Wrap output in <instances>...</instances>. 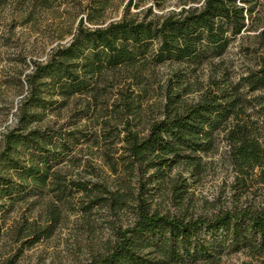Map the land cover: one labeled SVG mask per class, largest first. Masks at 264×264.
<instances>
[{
	"label": "trees",
	"instance_id": "16d2710c",
	"mask_svg": "<svg viewBox=\"0 0 264 264\" xmlns=\"http://www.w3.org/2000/svg\"><path fill=\"white\" fill-rule=\"evenodd\" d=\"M6 1L0 0V4ZM39 1L42 5L48 2ZM238 2L241 4L237 0H204L200 7L158 19L123 17L96 27L79 23L67 44L54 48L46 61L34 62L26 74L17 123L3 134L0 146V218L16 201L33 198L37 204L44 197L48 217L42 223L25 220L13 234L16 241L30 245L48 237L63 210L73 209L78 203L82 211L88 212L103 202L116 213L130 201L129 207L136 215L134 222L123 229L113 227V244L88 264H183L209 258L223 241L238 249L255 239L264 248V205L255 212L228 210L211 218H187L152 209L146 198L152 187L148 185L164 179L175 165L200 173L201 154L214 148L219 132H224L238 175L245 177L262 166L264 95L249 98L248 94L264 93V30L256 36L262 56L255 70L241 75L236 82L225 77L210 79V86L190 104L181 100L191 91L182 80L185 72L181 66L174 75L176 85L166 93L162 118L153 121L145 135L132 130L131 120L124 121L121 161L127 176L138 178L136 195L129 186L122 192L111 191L97 182L73 179L63 173L60 164L73 160L69 155L74 146L88 138L86 133L30 126L42 120L45 110L62 106L72 95H101L99 85L108 73L128 69L129 75L137 78L148 65L170 62L188 67L220 57L232 39L248 29V21L264 24V10L254 17L255 6L249 4L250 0ZM88 106L80 111L81 118L90 117ZM131 108L126 102L125 109ZM110 165L115 170V165ZM180 188L181 183L173 186L174 190ZM202 230L210 240L201 234ZM3 233L0 224V237Z\"/></svg>",
	"mask_w": 264,
	"mask_h": 264
},
{
	"label": "rangeland",
	"instance_id": "374dc122",
	"mask_svg": "<svg viewBox=\"0 0 264 264\" xmlns=\"http://www.w3.org/2000/svg\"><path fill=\"white\" fill-rule=\"evenodd\" d=\"M203 1L48 0L42 5L39 0H7L0 4V146L3 134L17 123L18 108L25 95L26 74L34 62L46 61L54 48L67 44L79 23L96 27L123 17L158 19L200 7ZM237 3L241 4L238 0ZM249 4L255 6L254 17L264 10V0H250ZM248 22V29L236 35L220 57L188 67L170 62L148 65L139 71L137 78L131 77L128 69L108 73L99 85L101 95H72L62 106L45 110L42 120L30 126L86 133L88 138L74 146L69 155L73 160L66 159L60 164L63 173L73 179L97 182L111 191L122 192L129 186L136 195L138 178H129L121 161L124 142L120 138L124 135L121 131L124 121L131 120L132 130L138 131L140 136L145 135L150 124L162 118L167 104L166 93L173 90L174 83L176 85L174 75L181 66L184 68L181 71L185 72L182 80L191 89L181 100L190 104L210 86V79L225 77L229 82H236L241 75L258 68L262 47L256 36L264 30V24L254 20ZM258 94L264 95L256 91L248 97ZM131 95H134L133 101H130ZM126 102L131 109H125ZM87 106L91 110L90 117L81 118L80 111ZM215 136L214 148L201 154L200 173L194 174L187 166L178 164L164 179L148 185L152 187L146 198L151 201L152 209L187 218H211L228 210L255 212L263 207L264 163L241 177L232 164L224 132ZM175 183L183 184V188L174 190ZM80 195L75 197L74 203ZM104 196L108 195L104 193ZM45 199L35 204L33 198H25L8 206L0 218L4 231L0 237V264L10 261V264H88L94 257L105 254L113 244V227L123 229L136 217L129 207L130 201L116 213L108 205H102L103 202L93 205L88 212L82 211L78 203L73 209L63 210L48 237L30 245L16 241L13 234L25 220L42 223L48 217ZM200 232L208 236L205 231ZM220 243L209 258L183 264H264V248H260L255 239L238 249H232L228 242Z\"/></svg>",
	"mask_w": 264,
	"mask_h": 264
}]
</instances>
